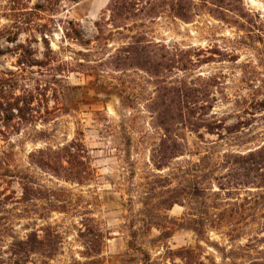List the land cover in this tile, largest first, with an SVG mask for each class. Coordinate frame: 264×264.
<instances>
[{"label":"rangeland","instance_id":"rangeland-1","mask_svg":"<svg viewBox=\"0 0 264 264\" xmlns=\"http://www.w3.org/2000/svg\"><path fill=\"white\" fill-rule=\"evenodd\" d=\"M243 1L259 18V38L244 37L203 10L189 23L164 12L132 29L170 49L190 50L195 66L174 71L172 79H214L210 114L240 122L222 139L181 129L184 154L158 170L150 150L162 131L145 106L154 95L149 78L137 69L97 67L132 33L114 31L96 45L94 22L108 16L110 0H0V264L264 262L260 208L246 216L239 207L236 225L187 221L201 214L199 186L209 187L205 200L217 207H210L216 220L264 189L222 192L211 178L197 184L179 170L196 175L200 163L213 176L224 172L213 164L224 152L242 154L264 142V0ZM73 24L89 45L65 34ZM75 138L90 167L82 183L30 160L39 149ZM206 153L210 159L201 162ZM173 173L179 176L170 185ZM170 187L190 189L183 205H167Z\"/></svg>","mask_w":264,"mask_h":264},{"label":"trees","instance_id":"trees-1","mask_svg":"<svg viewBox=\"0 0 264 264\" xmlns=\"http://www.w3.org/2000/svg\"><path fill=\"white\" fill-rule=\"evenodd\" d=\"M106 10L109 12L108 16L94 22L97 32L94 39L96 45H102L107 36L114 31L132 32L134 27L142 26L146 21L153 20L164 12H169L175 18L189 23L199 10H203L212 18L236 28L238 32H243L244 37L253 34L259 38L263 30L256 27L259 18L247 9L243 0H110ZM65 34L77 39L83 46L91 43V40L83 39L76 24L70 29H65ZM97 62V67L103 70L137 69L143 71L149 78L154 95L147 99L145 106L150 113L151 124L162 131L159 142L150 150V160L158 170L169 167V163L174 158L184 154L186 146L181 129L195 132L201 138L203 136L199 131L204 129L208 133L217 134L219 139L239 130L240 122L227 124L228 117L218 118L210 114L212 103L216 100L213 96L214 79L213 82L211 78L204 79L200 76L193 80H187L186 77L172 79L174 71L185 72L195 66L194 56L190 54V50L170 49L147 38L143 31L135 30L126 41ZM84 152L82 140L75 138L58 149H39L30 155V160L42 169H49L59 178L82 183L90 172L88 157L83 154ZM210 157V154L206 153L200 160L202 162ZM213 164L224 169V172L209 176L210 170L204 171L206 167L195 163L194 170L199 172L198 174L193 175L188 171L189 169L179 168L180 177L189 181L192 178L188 179V175H191L199 180L197 184L211 178V182L222 192H228L238 186L264 189V142L246 153L224 152L222 162H213ZM167 176L171 185L172 179L177 178L179 174L173 173V177L169 174ZM199 187V196L202 200L201 214L197 215L196 219L195 217L187 219L194 222L192 225H236L238 221L235 216L238 218L243 216L238 210L239 207L246 216L260 208V225L264 232V190L256 196L244 197V202L239 203L236 209H231L227 216L218 217L219 221H217L212 218V214L215 213L211 210L217 207L208 205L205 200L208 197L206 192L209 187ZM189 191L184 187L168 188L167 205L172 206L175 203L183 205V194H189ZM213 194L219 198L215 192ZM34 248V245H31L28 251L34 252L36 250ZM87 254V256L93 255L89 252ZM248 264H264V262L250 260Z\"/></svg>","mask_w":264,"mask_h":264}]
</instances>
